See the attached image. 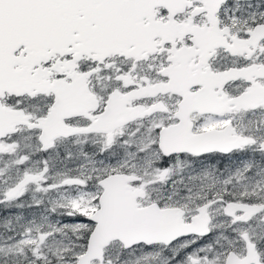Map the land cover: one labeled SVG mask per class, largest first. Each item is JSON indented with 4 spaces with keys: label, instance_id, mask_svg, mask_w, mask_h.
<instances>
[{
    "label": "snow or ice",
    "instance_id": "obj_1",
    "mask_svg": "<svg viewBox=\"0 0 264 264\" xmlns=\"http://www.w3.org/2000/svg\"><path fill=\"white\" fill-rule=\"evenodd\" d=\"M0 264H264V0H0Z\"/></svg>",
    "mask_w": 264,
    "mask_h": 264
}]
</instances>
